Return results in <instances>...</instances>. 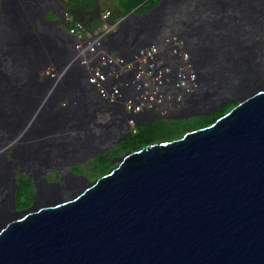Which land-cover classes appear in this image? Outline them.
<instances>
[{"label":"bare ground","instance_id":"bare-ground-1","mask_svg":"<svg viewBox=\"0 0 264 264\" xmlns=\"http://www.w3.org/2000/svg\"><path fill=\"white\" fill-rule=\"evenodd\" d=\"M52 1L0 0V156L12 144L25 142L32 150V160H43L44 167L51 165L56 149L65 151L61 156L65 159L115 139L120 142L131 132L124 120L108 141L98 143L93 125L108 103L78 61L75 41L67 36L66 13L59 12ZM173 37L181 39L190 53L198 88L167 114L155 110L140 113L137 126L158 119L212 114L209 110L226 100L236 103L228 114L264 91V0H162L142 14L125 16L102 41L108 53L133 61L143 49L152 45L164 48ZM59 42L69 48L62 75L42 77V71L58 57ZM62 88L64 94L57 100L54 95ZM223 116L192 131L210 127ZM185 135L127 152L114 161L109 172L90 183L72 172L42 177L45 172L40 169L28 174L35 189L34 205L21 212L15 209L18 173L20 177L23 171L10 176L0 166V236L23 218L75 203L133 154ZM48 178L56 180L50 183Z\"/></svg>","mask_w":264,"mask_h":264},{"label":"water","instance_id":"water-1","mask_svg":"<svg viewBox=\"0 0 264 264\" xmlns=\"http://www.w3.org/2000/svg\"><path fill=\"white\" fill-rule=\"evenodd\" d=\"M0 264H264V91L17 221Z\"/></svg>","mask_w":264,"mask_h":264},{"label":"built area","instance_id":"built-area-1","mask_svg":"<svg viewBox=\"0 0 264 264\" xmlns=\"http://www.w3.org/2000/svg\"><path fill=\"white\" fill-rule=\"evenodd\" d=\"M106 15L105 18H108ZM70 24L67 36L75 41L78 61L90 73V83L108 103L99 113L92 132L99 144L108 141L127 120L131 132H137L136 118L145 111L164 114L198 88V76L184 42L173 37L166 47L152 45L143 49L133 61L106 51L102 37L115 31L121 19L103 30L93 33L82 20L66 13ZM42 77L62 75L55 63L42 71Z\"/></svg>","mask_w":264,"mask_h":264},{"label":"rangeland","instance_id":"rangeland-1","mask_svg":"<svg viewBox=\"0 0 264 264\" xmlns=\"http://www.w3.org/2000/svg\"><path fill=\"white\" fill-rule=\"evenodd\" d=\"M70 1L71 0H53L52 2H53V6H55L59 10V12L66 11L71 16L82 20L86 24L87 27L92 26V28L91 29L89 28V29H90V32H93V33H97V32L102 33L103 30L111 26L112 22L110 21V16L114 12H118L116 0H98V5L96 6V8L89 13L83 12L82 10L78 9V7H75L74 9H69L68 7H66V5ZM58 4L61 5V8L59 7ZM106 15H109L108 18H105ZM67 45L68 44L65 42H59L58 57L56 60H52L51 62V63H55L60 70L63 69L61 66L64 64L67 58H69V54H68L69 48ZM62 48L64 49L63 52H62ZM62 84H63V87H65L66 89H69L66 86L65 82H62ZM63 94H64V90L62 88L56 91L54 97L57 100H59L62 98ZM226 101L221 102V104H218L217 106H214L209 111L215 113L222 104L227 103ZM196 117H193L194 119L189 118V119H183V120L181 119H178V120L177 119H158V120L150 121L145 124L139 125L137 127L141 133H143L144 130H153L155 128H163L166 134L173 133V132L176 133L180 128L184 127L186 122H189L190 120L194 121ZM68 129H71V128H68ZM181 136L182 135L175 136L171 138L170 140L179 138ZM166 140L167 139H163V140H158L156 142H162ZM134 141H135L134 135L130 132L120 142H117V139H115L114 142L109 141L108 144L106 143L105 145H102L101 147H99L98 149L92 152L90 151L89 152L86 151L85 153H83V151L81 153L77 152L76 153L77 155L71 154L69 157H66L65 159L61 158V156H63L65 151L62 148H59V149L54 150L52 152V155L50 153L51 165L47 167L43 166V163H42L43 160H36V161L32 160L33 153L31 149L27 148L26 146L27 143L24 142L21 144V146H18L17 144H12L0 156V166L4 167L6 172H8V174H11L10 176H12L13 172L18 173L20 170H22L23 175L29 178L28 174H34L35 172L37 173L41 169L40 171L45 172V174H43L42 177H49V176L54 177L56 176V174H58V172L62 173V175L68 176L69 173L72 172L76 175L83 177L82 181L86 183H90V182H94L97 178L100 177V173H103L104 167L108 168L109 170L107 172H109L114 166V161L118 157H121L125 155L127 152H129V149H126L125 146H131L130 144H132V142ZM76 150L77 149L74 148V151ZM102 153H108L110 160L104 166H100V167L95 166V163L98 162L99 158L102 156ZM13 155H15V158L13 157ZM18 178H19V173H18ZM47 180L48 182L51 183V182H54L56 179L51 180L50 178H48ZM31 192H33L31 188H27L24 186H21L19 188V184H18V190H17V196H16L17 204H16L15 212H21V211H24L26 209L33 207L34 200H31L29 198ZM33 199H34V196H33Z\"/></svg>","mask_w":264,"mask_h":264},{"label":"trees","instance_id":"trees-1","mask_svg":"<svg viewBox=\"0 0 264 264\" xmlns=\"http://www.w3.org/2000/svg\"><path fill=\"white\" fill-rule=\"evenodd\" d=\"M160 1L162 0H116L118 12H114L110 16V21L112 22V24H114L115 22L124 18L125 16H127L128 14L132 12H135L137 14H142L148 11L149 9L155 7ZM97 5H98V0H71L69 3H67L66 7H68L69 9H74L75 7H78V9L82 10L83 12L89 13L93 11ZM65 13L67 12L65 11ZM74 18L75 20H80L76 17ZM66 24H67L66 27L69 28L70 24L69 23H66ZM89 28L91 29L92 26L88 27V30L90 31ZM235 104H236L235 102H227V103L222 104L215 113H212L209 115H199L196 117L194 121L190 120L189 122H186L184 127L180 128L176 133L173 132V133L166 134L163 128H155L153 130H144V132L141 133L137 128L136 133L131 132L134 135L135 141L132 142V144H130L131 146H125V148L129 149V151L140 150L146 145L156 143V141L158 140H163V139L170 140L171 138L175 136H178V135L183 136V134L185 135L189 131L209 126L217 118L226 114ZM109 160H110L109 154L102 153V156L99 158L98 162L95 163V166H99V167L104 166ZM108 170H109L108 168L104 167L103 173H100V176L106 174ZM18 184H19V188L21 186L31 188L33 192H31L29 198L31 200H34L33 196H34L35 189L33 188L32 180L27 178V176L25 175H21L18 178Z\"/></svg>","mask_w":264,"mask_h":264}]
</instances>
